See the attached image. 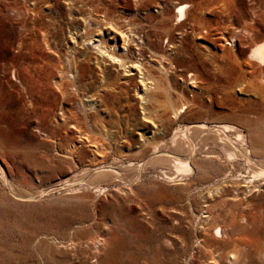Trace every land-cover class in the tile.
I'll return each instance as SVG.
<instances>
[{
  "label": "rangeland",
  "instance_id": "obj_1",
  "mask_svg": "<svg viewBox=\"0 0 264 264\" xmlns=\"http://www.w3.org/2000/svg\"><path fill=\"white\" fill-rule=\"evenodd\" d=\"M263 40L264 0H0V264H264Z\"/></svg>",
  "mask_w": 264,
  "mask_h": 264
},
{
  "label": "bare ground",
  "instance_id": "obj_2",
  "mask_svg": "<svg viewBox=\"0 0 264 264\" xmlns=\"http://www.w3.org/2000/svg\"><path fill=\"white\" fill-rule=\"evenodd\" d=\"M185 9H186V4H181V5H179L178 7H177V9H176V13H177V17L178 18H180V21H182L184 18H185V14H186V11H185ZM126 31V30H125ZM121 32V31H120ZM122 33V43H123V45H122V48L123 49H125V50H127V47H128V45H129V43H128V40H127V37L128 36H124V35H126V34H124L123 35V32H121ZM129 35V34H128ZM130 37V36H129ZM113 38V37H112ZM114 40H115V45L112 47L111 45H106L105 44V42H103V41H101V40H98V39H96L95 41H93L91 44L92 45H94V48L95 49H97V51L96 52H98L99 54H100V56L102 55L103 57H106L107 59H109L110 60V62H112L113 64H115V65H117V66H119V67H128L127 65H126V62L123 60V59H121L116 53H115V48L117 47V45H116V43H117V40L114 38ZM128 43V44H127ZM249 56L251 57V58H253V59H255L256 61H260V62H264V40L263 41H260V42H258V43H256L253 47H252V49L250 50V54H249ZM132 65V64H131ZM133 67H135V66H133ZM137 67V66H136ZM139 69V68H138ZM140 70V69H139ZM141 71V70H140ZM192 75V74H191ZM150 79V77H148V78H145V77H142V80H141V82L143 83V85H144V87H145V90H147V89H151L152 87H151V85H149V84H151L152 83V81L153 80H149ZM191 82V84H192V82H193V80L192 81H190ZM195 82H196V80H195ZM181 108H186V107H184V106H182ZM185 110V109H184ZM184 110L183 109H179L178 108V110L176 111V112H184ZM191 128H196L197 130H199V132H200V130H201V132H203V133H205V132H207V133H205L206 134V136H205V139H210V140H212V141H221V143H223V144H225L226 142H225V140H227V138H229V137H227L226 136V133L228 132V131H230V130H232L233 128H234V126H231V125H228V124H215V125H213V126H207L206 124H194V125H192V127H188L187 129L188 130H190ZM185 129V128H184ZM191 130H193V129H191ZM235 130V129H234ZM185 131V130H184ZM187 131V130H186ZM186 131H185V133H186ZM195 131V130H194ZM183 132V131H182ZM188 134V133H187ZM185 135V134H184ZM191 137L193 136V135H190ZM189 137V136H188ZM185 138H186V136H185ZM184 139V138H183ZM174 140H175V138H174ZM215 141V142H216ZM237 141H239V143L240 144H237V143H235V144H231V146L232 147H229L228 149H227V154H228V156L230 157V158H232L234 155H240V156H243L244 158H246L247 160L248 159H250V160H253L252 159V157H251V152L248 150V147H246V145H245V143L242 141V135L239 133H237V137H236V140L235 141H233V142H237ZM227 142H228V140H227ZM230 143V142H229ZM228 143V144H229ZM230 145V144H229ZM228 145V146H229ZM193 146V145H192ZM225 146V145H224ZM228 146H226V147H228ZM155 153V152H154ZM194 153V151H193V148L192 147H190V149H189V151H188V154H187V156H186V158H179L178 156H176L174 153H172V154H170L171 156L169 157L168 155L166 156V155H164V156H157L156 158L159 160V161H161V162H163V163H170V161H176V164L175 163H173V164H175L176 165V167H177V169L178 170H180L181 172L182 171H190L191 170V166H190V163H189V161H188V158H190V155H192ZM226 154V155H227ZM182 157V156H181ZM210 157V156H209ZM234 157H236V156H234ZM254 161H256V160H254ZM153 163V162H152ZM253 163V162H252ZM255 164H257V161H256V163ZM158 165V164H157ZM253 165V164H252ZM155 166H156V164H155ZM254 166V165H253ZM257 166V165H256ZM259 168H258V170L256 171V174L257 175H264V169L263 168H261V164L259 163ZM1 167L2 166H0V173H1V176H4L5 174V172L3 173V170L1 171ZM172 169V168H171ZM103 170V168L101 169V170H97L96 172L98 173V172H101ZM176 171V170H175ZM176 173V172H175ZM178 173V172H177ZM4 174V175H3ZM137 174V173H136ZM102 175V174H101ZM103 175H108V174H106V173H103ZM137 175H134L133 176V180H137L136 177ZM226 176V175H225ZM256 176V175H255ZM3 178V177H2ZM174 180V179H173ZM103 190V189H102ZM13 194H15V196H16V198H19V199H31V197H33V196H31V195H29V194H24V193H22V192H19V191H15ZM98 194V193H97ZM218 229V233L219 234H222L223 233V230H222V228L221 227H218L217 228Z\"/></svg>",
  "mask_w": 264,
  "mask_h": 264
}]
</instances>
